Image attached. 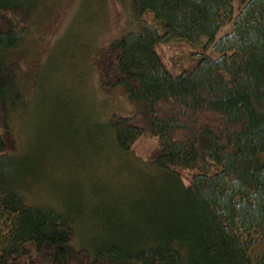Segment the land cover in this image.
<instances>
[{"label":"trees","instance_id":"trees-1","mask_svg":"<svg viewBox=\"0 0 264 264\" xmlns=\"http://www.w3.org/2000/svg\"><path fill=\"white\" fill-rule=\"evenodd\" d=\"M50 1L0 0V264H264V0H238L236 15L234 0H117L128 28L90 61L133 109L105 121L108 141L150 186L127 226L107 214L91 235L79 215L28 202L13 128L31 107L25 67ZM201 37L216 56L165 67L159 45ZM143 136L157 139L146 161L132 157Z\"/></svg>","mask_w":264,"mask_h":264},{"label":"rangeland","instance_id":"rangeland-1","mask_svg":"<svg viewBox=\"0 0 264 264\" xmlns=\"http://www.w3.org/2000/svg\"><path fill=\"white\" fill-rule=\"evenodd\" d=\"M238 8L234 0V15ZM127 28V12L117 0H51L34 35L37 55L25 67L36 77V89L30 109L13 128L20 149L25 140L21 158L35 192L27 194L28 202L79 215L81 234L103 229L107 214L127 226L134 203L150 186L147 169L120 156L108 141L105 121L111 115L130 116L133 109L120 91L99 88L100 73L90 61L97 46ZM230 30V24L223 27L217 39ZM205 43L206 37L196 43L172 40L159 45L157 53L169 71L179 73L203 52L216 56L203 49ZM156 144L154 137L139 138L132 157L146 161Z\"/></svg>","mask_w":264,"mask_h":264}]
</instances>
